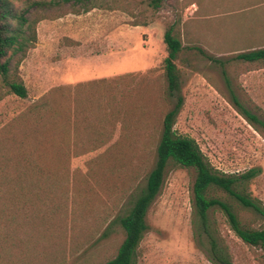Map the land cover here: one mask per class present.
<instances>
[{"label":"rangeland","instance_id":"obj_1","mask_svg":"<svg viewBox=\"0 0 264 264\" xmlns=\"http://www.w3.org/2000/svg\"><path fill=\"white\" fill-rule=\"evenodd\" d=\"M29 13L45 18L18 68L26 97L7 94L0 79V264H103L116 255L123 239L117 219L155 165L162 119L175 99L167 96L163 68V34L173 24L182 43L175 65L183 99L174 132L193 139L223 173L258 171L247 192L264 206V138L229 104L207 58L226 63L235 94L264 116V63L233 60L250 41L264 47V30L252 33L250 17L239 14L264 13V0H79ZM203 13L228 14L208 20L213 32L206 33L195 19ZM100 79L122 97L112 112L91 110L90 129L80 109L73 114L70 92L90 82L83 98H98L104 108ZM59 87L65 96L56 93L49 104L64 129L54 133L47 124L53 112L36 113L33 105ZM194 178L192 169L167 165L132 264H213L210 239L192 212ZM208 217L232 264H264L262 251L236 238L220 212Z\"/></svg>","mask_w":264,"mask_h":264},{"label":"trees","instance_id":"obj_2","mask_svg":"<svg viewBox=\"0 0 264 264\" xmlns=\"http://www.w3.org/2000/svg\"><path fill=\"white\" fill-rule=\"evenodd\" d=\"M70 1L79 0H0V79L7 89V94L19 98H25L27 94L18 68L27 52L34 46L36 24L45 18L42 13H38L33 19H29V11L32 9L35 11L44 10L48 6L60 7ZM163 43L167 52V56L163 61L167 96L169 98L174 96L175 99L162 119L160 137L156 146L155 165L147 175L145 185L136 196L129 211L117 219V224L123 232L122 242L116 255L103 264L133 263L135 252L144 233L147 231V210L162 187L165 170L169 163L192 169L195 172V178L191 186L192 212L200 229L210 239V260L213 264H232V262L229 254L218 246L209 232L208 215L210 211L220 212L224 216L229 230L236 238L244 245L262 251L264 255V206L247 192L248 183L257 176L258 171L251 169L242 174L223 173L208 162L193 139L179 136L174 132L173 126L183 104V99L179 95V74L175 65V60L182 50V43L175 24L168 27L164 32ZM197 50L205 55L201 50ZM207 58L211 62L215 61L220 66L221 77L228 92L227 100L229 104L250 127L264 138V116L255 107L253 109L246 107L235 94L225 69L226 63L221 60H213L209 56ZM233 60L243 63H264V48L238 53L233 57ZM95 82L99 88L104 89L103 95L100 94L101 98L106 99V102L109 103L104 108L98 98L94 103L87 102L86 98H83L86 96L83 89L91 85L90 82L75 84L70 92L73 114H76V110L80 109V121L84 127L87 126L90 129L94 127L89 119L92 113L91 110L98 114L105 110L112 112L119 103L120 98L118 96L122 97L117 92V87L114 84L111 87L110 81L100 79ZM63 90L62 87L52 89L42 98L41 102L33 105L35 107L34 111L37 109L36 113L53 112V116L48 118L47 124L54 129V133L57 129L63 131L64 128L61 127L59 122L57 123L59 125H56L55 122L59 120L60 115L56 108L50 111L49 103L52 102L51 100H53L56 93L60 97L65 96ZM58 106L60 107V104ZM115 113L118 112L112 114L115 116ZM74 116L77 119L79 115ZM65 123L64 126L69 122ZM29 125L27 127L26 124L27 133L30 130ZM93 130L98 129L95 126ZM98 147V145H94L93 149L95 150ZM52 179L54 178L52 177ZM220 193L226 199L219 197ZM246 215L249 220L244 219ZM257 221H259V224L254 227L253 225Z\"/></svg>","mask_w":264,"mask_h":264},{"label":"crops","instance_id":"obj_3","mask_svg":"<svg viewBox=\"0 0 264 264\" xmlns=\"http://www.w3.org/2000/svg\"><path fill=\"white\" fill-rule=\"evenodd\" d=\"M193 8L196 9V7L194 6ZM191 14H195V13H191ZM228 13H216V14H211V13H203L201 14L198 18H195L197 21H199L202 26L201 28L205 29L203 31H206V33H211L213 32L211 29H210V25H209V22L211 21H208L212 18H216V17H222V16H225L227 15ZM241 14V16L245 17V18H249L251 19V28H253L254 32L252 33H256L258 32L259 30H264V13H239ZM192 24V23H191ZM189 33L192 34V33H196L198 30L196 29L195 27V24L191 27L189 26ZM246 42H249V41H246ZM260 48H264V47H259V48H254V46L251 45V41H250V44L248 46H245V49L244 51H241L239 53H244V52H248V51H253L255 49H260ZM238 54V53H237ZM210 57V56H209ZM212 58V57H211ZM213 60H219V59H213ZM214 64H216V67L219 69L220 71V66L219 64H217L215 61H212ZM221 74V72H220Z\"/></svg>","mask_w":264,"mask_h":264}]
</instances>
